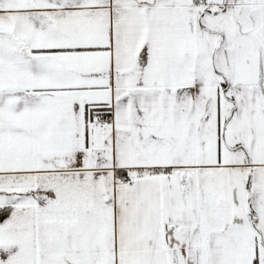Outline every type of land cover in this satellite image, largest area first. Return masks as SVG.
Segmentation results:
<instances>
[{
    "label": "snow or ice",
    "instance_id": "snow-or-ice-1",
    "mask_svg": "<svg viewBox=\"0 0 264 264\" xmlns=\"http://www.w3.org/2000/svg\"><path fill=\"white\" fill-rule=\"evenodd\" d=\"M0 264H264V0H0Z\"/></svg>",
    "mask_w": 264,
    "mask_h": 264
}]
</instances>
